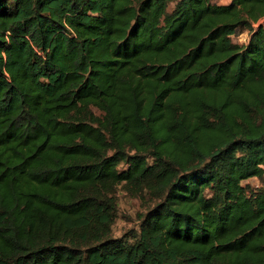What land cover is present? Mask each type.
Listing matches in <instances>:
<instances>
[{
  "label": "trees",
  "instance_id": "16d2710c",
  "mask_svg": "<svg viewBox=\"0 0 264 264\" xmlns=\"http://www.w3.org/2000/svg\"><path fill=\"white\" fill-rule=\"evenodd\" d=\"M263 176L264 0H0V264H264Z\"/></svg>",
  "mask_w": 264,
  "mask_h": 264
},
{
  "label": "rangeland",
  "instance_id": "374dc122",
  "mask_svg": "<svg viewBox=\"0 0 264 264\" xmlns=\"http://www.w3.org/2000/svg\"><path fill=\"white\" fill-rule=\"evenodd\" d=\"M230 0H211L214 3L226 4ZM173 3L169 4L168 10L172 9ZM246 33L240 34L234 37L237 42H243L246 40ZM243 183H248L252 189L264 188V176L262 179L257 177H251ZM117 195V216L112 227V232L114 236H120L123 233L129 231L131 228L137 226V214L139 211L145 209L148 205V200H146L142 195H135L133 192L127 191L124 186L119 185L116 192Z\"/></svg>",
  "mask_w": 264,
  "mask_h": 264
}]
</instances>
